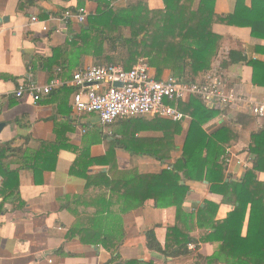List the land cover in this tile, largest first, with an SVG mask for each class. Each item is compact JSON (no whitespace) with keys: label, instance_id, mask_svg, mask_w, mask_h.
Returning a JSON list of instances; mask_svg holds the SVG:
<instances>
[{"label":"crops","instance_id":"0c3cea01","mask_svg":"<svg viewBox=\"0 0 264 264\" xmlns=\"http://www.w3.org/2000/svg\"><path fill=\"white\" fill-rule=\"evenodd\" d=\"M134 2L137 0H0V122L5 123L0 145L9 144L3 159L7 173L0 174V264H123L129 260L224 264L213 258L220 242L201 240L208 229L199 227L190 231V236L199 240L198 247L189 246L191 252L187 255L169 257L149 250L146 231L153 228L156 239L164 246L167 228L176 221V208L157 207L152 198L138 205L140 183L132 182L131 200L121 195L124 181L139 179L121 173L135 170L156 174L180 155L191 117L186 115L178 121L182 131L175 137L172 158L160 160L134 151L164 141L162 131L147 128L144 121L155 116L120 119L110 127L109 135L97 114H79L72 109L76 90L70 84L72 75L96 64L97 57L91 49L76 45L85 24L62 23L50 20V16L81 6L94 15L104 3L108 8L121 9ZM142 2L150 10L165 7L164 0ZM200 2L193 0L191 9L196 10ZM236 5L237 0H214L213 11L224 17L234 13ZM251 5V0L241 3L247 9ZM242 13L245 21L263 18ZM33 17L37 20L33 21ZM260 25V37H254L248 26L213 22L212 32L222 39L210 68L179 78L196 79L214 72L227 89L246 99L264 101V75L259 73L257 78L262 85L254 82L253 68L248 63H264V23ZM239 56L245 60H239ZM149 66L158 79L173 75L168 68ZM55 76L65 84L37 103L28 95H14L20 83L45 84ZM211 109L219 113L203 126L204 130L212 134L233 125L236 139L226 148L243 160L250 158L246 168L236 161L226 167V180H239L252 167L251 134L264 130V118L251 115L245 103ZM133 123L137 127L132 128ZM257 176L264 181V172ZM181 183L190 188L183 203L187 212L197 213L208 200L219 204L216 220L226 218L232 210L231 205L221 203V195L210 191L206 178Z\"/></svg>","mask_w":264,"mask_h":264},{"label":"trees","instance_id":"16d2710c","mask_svg":"<svg viewBox=\"0 0 264 264\" xmlns=\"http://www.w3.org/2000/svg\"><path fill=\"white\" fill-rule=\"evenodd\" d=\"M164 1L162 10H150L142 0L121 9L108 8V4L104 3L98 13L90 14L83 23L85 25L76 45L83 50L91 49L97 57V65L114 63L130 69L138 58L143 57L157 69L168 68L173 76L185 77L195 76L210 68L211 59L222 39L212 32L213 22L248 26L254 37H260V24L264 23L261 21L264 19V0H260V4L257 0H251L252 5L248 9L241 7L244 0H237L234 13L224 17L214 13V0H201L196 10L191 9L193 0ZM243 11L255 18H263L242 20ZM125 29H128L127 35ZM104 45H107V51ZM232 55L231 52V60ZM238 58L245 60L243 56ZM248 63L253 68V81L262 85L257 78L259 73L264 75V63ZM184 77L181 78L193 79ZM179 109L191 117L180 155L156 174H140L135 170L121 173L122 176H139L138 180L124 181L125 184L121 185V188L124 186L122 197L131 200L129 190L133 188V183H140L138 205L152 198L157 207L176 208V221L167 228L164 246L156 239L153 228L146 231L148 249L169 257L187 255L191 252L189 244L198 247L199 240L190 236V231L199 227L208 229L201 240L220 242L213 256L217 261L224 264H264V181L257 176L258 172H264V130L251 134L249 151L253 154L252 167L246 170L241 179L228 177L226 180L223 157L226 147L236 139L233 125L228 124L208 134L203 126L219 111L206 107L196 97L180 102ZM144 121L147 128L161 130L164 141L134 151L150 154L160 160L172 158V153L176 151L175 137L182 131L180 122L160 117ZM8 148L9 144L0 145L2 176L7 173L3 159ZM203 178L210 183L212 193L222 196L221 203L232 206L226 218L215 219L219 204L209 200L198 207L197 213L184 209L183 203L190 188L181 182L201 181ZM123 264L154 263L129 260Z\"/></svg>","mask_w":264,"mask_h":264},{"label":"built area","instance_id":"2783aa9c","mask_svg":"<svg viewBox=\"0 0 264 264\" xmlns=\"http://www.w3.org/2000/svg\"><path fill=\"white\" fill-rule=\"evenodd\" d=\"M89 15V10L81 6L67 8L49 19L83 24ZM32 20L36 21L37 18L33 17ZM43 28L47 30L48 27ZM63 84L65 82L57 76L45 84L20 83L14 95L17 98L28 95L37 103ZM70 84L76 89L72 99L74 112L97 114L100 125L109 135L112 134L110 127L120 119L155 116L182 121L186 114L179 109V103L191 97H196L209 108L224 109L245 103L251 115L264 118V101L246 99L227 89L216 73L207 72L191 80L173 75L158 79L151 73L143 57L138 58L130 69L114 63L85 66L73 73ZM223 158L226 167L234 161L243 168L250 165V158L243 160L230 148H226ZM2 180L0 175V187ZM192 245L189 244L190 247Z\"/></svg>","mask_w":264,"mask_h":264},{"label":"water","instance_id":"95a60500","mask_svg":"<svg viewBox=\"0 0 264 264\" xmlns=\"http://www.w3.org/2000/svg\"><path fill=\"white\" fill-rule=\"evenodd\" d=\"M115 85H120V84H118V83H116ZM5 126V123L4 122H0V131L2 130V128Z\"/></svg>","mask_w":264,"mask_h":264},{"label":"rangeland","instance_id":"374dc122","mask_svg":"<svg viewBox=\"0 0 264 264\" xmlns=\"http://www.w3.org/2000/svg\"><path fill=\"white\" fill-rule=\"evenodd\" d=\"M131 127H132V128H135V127H137V124L133 123V124L131 125Z\"/></svg>","mask_w":264,"mask_h":264}]
</instances>
